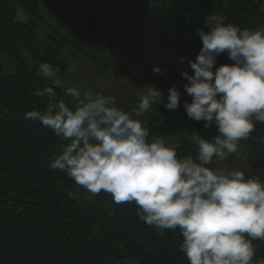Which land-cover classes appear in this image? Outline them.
<instances>
[{
	"label": "clouds",
	"instance_id": "obj_1",
	"mask_svg": "<svg viewBox=\"0 0 264 264\" xmlns=\"http://www.w3.org/2000/svg\"><path fill=\"white\" fill-rule=\"evenodd\" d=\"M226 21L220 13L207 16L208 31L197 29L202 47L189 61L193 74L181 73L192 98L184 101L187 116L203 120L205 129L215 125L218 133L205 139L192 131L194 157L178 156V144L163 137L149 139L147 121L141 119L162 102L176 110L181 92L175 86L164 102L162 92L149 85L137 106L124 111L114 96L64 89L59 69L43 62L38 74L64 89L75 105L56 100L57 92L45 86L36 93L48 98L45 109L24 113L25 120L41 122L67 142L50 161L51 169L93 195L103 191L118 204L135 202L149 226L179 229L180 250L189 264H254L253 241H264V181L246 178L242 170L208 166L238 154L255 123H264V26L241 29ZM225 52L233 63L215 67ZM153 72L162 69L154 66Z\"/></svg>",
	"mask_w": 264,
	"mask_h": 264
},
{
	"label": "trees",
	"instance_id": "obj_2",
	"mask_svg": "<svg viewBox=\"0 0 264 264\" xmlns=\"http://www.w3.org/2000/svg\"><path fill=\"white\" fill-rule=\"evenodd\" d=\"M41 1L48 2L45 5L49 8L55 6L52 3L59 6L62 2L0 0V55L6 53L16 64L13 74H5L0 63V264H112L125 260L135 264H189L180 250L183 237L179 229L173 232L149 226L140 220L135 202L118 204L111 194L103 191L94 196L93 203H81L71 192L83 187L49 167L60 145L67 142L41 122L25 120L24 113L45 109L48 98L36 94L39 88L53 87L57 92L55 99L63 100L62 90L40 76L37 69L48 62L59 73L68 71L61 54L69 42L54 38L60 42L56 48L54 40L46 43L47 39L39 38V22L18 21L17 13L22 10L44 23V15L39 14ZM79 1L77 16L91 36L96 35L98 23H119L120 19L107 11L91 12L90 0ZM150 1L165 6L170 0ZM262 2L185 0L183 5L165 10L166 23L160 33L158 52L162 50L163 55L164 51L180 47L183 52L198 55L202 40L197 29L208 31L204 21L211 13L226 16V23L241 29L264 26ZM55 8L52 11L58 14L60 8ZM160 9L163 10L161 6ZM50 29L57 37L56 30ZM230 63L233 62L226 52L217 57L218 65ZM179 80L184 89L187 80ZM204 123L191 119L185 107H179L171 110L158 127L148 128L149 139L191 131H198L205 139L218 134L215 125L205 129ZM243 142L252 171L246 178L259 177L264 181V123L256 122L255 130ZM196 152L197 146L191 139L177 148L178 156L194 157ZM253 246L256 264L264 259V241L257 239Z\"/></svg>",
	"mask_w": 264,
	"mask_h": 264
},
{
	"label": "rangeland",
	"instance_id": "obj_3",
	"mask_svg": "<svg viewBox=\"0 0 264 264\" xmlns=\"http://www.w3.org/2000/svg\"><path fill=\"white\" fill-rule=\"evenodd\" d=\"M60 1L62 2L59 6L52 3L60 8L58 14L52 11V9H57L55 6L49 8L45 5L48 2L41 1L39 14L44 15V23L37 17L32 19L22 10L17 13V19L22 24L32 22V20L39 22V38L47 39L46 43H51V40H54L53 46L56 48L60 46V42L54 38L59 37L64 42L68 40L69 44L62 49L61 54V60L68 65V71L58 73L59 78L63 81L64 89L75 86L82 91L91 89L94 93L114 96L117 106L124 111H131L137 106L139 97L145 94L146 87L149 85L155 86L162 92L164 102L167 101L168 90L172 86L181 92L179 107H184L185 100L191 101L185 91V94L183 93L184 89L181 87L179 79L186 80L181 75L183 71L193 74L189 61L196 59V52H183L180 47L171 48L168 52L164 51L163 55L162 50L158 52L161 47L160 33L166 23L165 10L183 5L185 0H170L165 6L155 5L150 0H90L89 8L94 14L107 11L114 18L120 19L118 24L103 25L98 23L95 36L88 33L86 26L77 16L80 1ZM160 6L163 10L160 9ZM262 11L264 12V0ZM50 28L56 30L57 37H54L56 35ZM180 57H184L183 62ZM26 58L31 61L28 53H26ZM0 63L5 74L14 73L16 64L9 55L1 54ZM102 64L108 65L110 68H105ZM154 66H159L162 72L154 73ZM218 66L220 65H215V67ZM215 67L213 71H215ZM60 89L63 92V100L69 107H73L75 99L66 96L64 89ZM169 113L171 110L166 109L162 102L153 105L141 119L147 121V128H155L167 119ZM195 132L198 133V131ZM192 135L191 131L163 138L166 143L178 144L179 148L186 139H191ZM208 166L210 168L242 170L245 175L252 173L243 141H241L238 154H233L226 160L217 161ZM71 196L87 205L95 200V195L84 188L71 192ZM259 248L260 246L257 249ZM112 264L135 263L125 260Z\"/></svg>",
	"mask_w": 264,
	"mask_h": 264
}]
</instances>
